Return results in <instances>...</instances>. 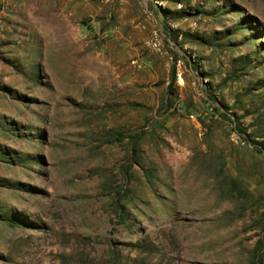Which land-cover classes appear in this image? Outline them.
<instances>
[{
	"label": "rangeland",
	"instance_id": "374dc122",
	"mask_svg": "<svg viewBox=\"0 0 264 264\" xmlns=\"http://www.w3.org/2000/svg\"><path fill=\"white\" fill-rule=\"evenodd\" d=\"M0 264H264V0H0Z\"/></svg>",
	"mask_w": 264,
	"mask_h": 264
},
{
	"label": "trees",
	"instance_id": "16d2710c",
	"mask_svg": "<svg viewBox=\"0 0 264 264\" xmlns=\"http://www.w3.org/2000/svg\"><path fill=\"white\" fill-rule=\"evenodd\" d=\"M120 217H121L122 219H124V215H123L122 212H120ZM125 221H126V220H125Z\"/></svg>",
	"mask_w": 264,
	"mask_h": 264
}]
</instances>
